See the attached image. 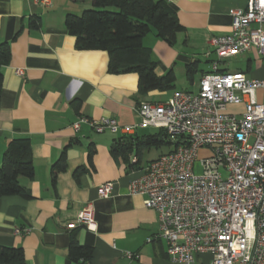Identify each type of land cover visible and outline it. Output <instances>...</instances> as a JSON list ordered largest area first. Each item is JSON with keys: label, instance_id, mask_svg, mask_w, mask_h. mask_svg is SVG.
Masks as SVG:
<instances>
[{"label": "crops", "instance_id": "1", "mask_svg": "<svg viewBox=\"0 0 264 264\" xmlns=\"http://www.w3.org/2000/svg\"><path fill=\"white\" fill-rule=\"evenodd\" d=\"M51 1V7L43 8L31 0H0V43L9 42L11 50L10 60L2 68L0 162L10 140L25 137L30 141L34 168L31 179L19 178L30 198L0 197V245L21 247L27 264H80L68 258L71 231L75 230L79 245L92 248L90 260L82 264H180L168 258L166 243L156 236V212L143 205L142 196L127 192L129 181L161 153L146 160L134 152L126 159L110 153L116 138L131 135L141 139L146 128L95 133L87 125L75 131L72 123L84 116L113 118L121 126L137 125L140 118L134 106L138 101L162 102L186 88L174 83L169 90L140 95L136 74L110 73L105 51L80 50L67 32L65 16L91 8V0ZM165 1L184 30L176 34L173 46L153 29L142 44L150 49L158 75L172 69L176 76L189 65L193 71L188 80L193 84L195 73L201 77L208 72L210 60L215 58L210 38L230 33L229 10L244 8L247 0ZM36 18L38 27H29ZM206 52H210L208 57ZM226 61L221 70L242 71L264 80V57L255 51ZM16 69H22L23 74L17 75ZM257 95L264 103L260 91ZM74 101L79 102L77 109ZM229 110L240 111L242 106H230ZM69 142L66 167L52 183L51 165ZM134 159H138L137 167H131ZM79 168L84 170L76 173ZM105 182L113 184V191L102 198L98 187ZM86 203L92 205L95 230L67 229V223L75 220ZM16 229L28 231L17 233ZM127 252L135 256L128 258Z\"/></svg>", "mask_w": 264, "mask_h": 264}, {"label": "built area", "instance_id": "2", "mask_svg": "<svg viewBox=\"0 0 264 264\" xmlns=\"http://www.w3.org/2000/svg\"><path fill=\"white\" fill-rule=\"evenodd\" d=\"M31 1L52 6L51 0ZM228 14L231 31L210 38L215 58L196 91L176 90L162 102L140 101L134 106L137 125L84 116L72 123L75 131L87 125L95 133H129L136 126L164 130L170 150L149 161L127 192L142 196L143 205L156 212V236L166 243L168 258L180 264H264V103L257 95L260 91L264 100V80L220 69L246 51L264 57V0H247ZM238 105L242 110H229ZM112 191L111 182L98 187L102 198ZM95 226L90 203L66 225L91 231Z\"/></svg>", "mask_w": 264, "mask_h": 264}, {"label": "trees", "instance_id": "3", "mask_svg": "<svg viewBox=\"0 0 264 264\" xmlns=\"http://www.w3.org/2000/svg\"><path fill=\"white\" fill-rule=\"evenodd\" d=\"M92 7L84 9L80 14H67L64 25L67 32L74 37L75 47L80 50H100L108 55L107 68L110 73L137 75V90L140 95L150 91H165L174 86L176 76L172 69L158 75L151 51L142 44V39L152 29L156 35L173 46L176 34L184 27L179 23L175 10L165 0H91ZM39 20L33 19L29 27L37 28ZM11 56L9 42L0 43V94L2 87V68L8 64ZM193 69L186 67V77L190 78ZM138 101L137 103H139ZM77 101L73 107L77 109ZM136 103V104H137ZM51 165L52 183L56 176L66 167V148ZM166 145L169 150L170 141L162 129L155 134L137 137L123 136L116 138L110 149L114 158L123 157L134 152L138 157L142 150L152 146ZM31 146L28 138H13L2 154L0 162V197L20 196L28 199L26 188L19 182L20 177L31 179L34 174L31 160ZM92 147L88 160L91 161ZM138 159L131 165L137 167ZM76 170V173L83 171ZM76 231H71L68 246V258L76 263L89 261L92 248L81 246L76 239ZM0 264H27L21 247L0 245Z\"/></svg>", "mask_w": 264, "mask_h": 264}, {"label": "rangeland", "instance_id": "4", "mask_svg": "<svg viewBox=\"0 0 264 264\" xmlns=\"http://www.w3.org/2000/svg\"><path fill=\"white\" fill-rule=\"evenodd\" d=\"M202 58H200L201 60ZM227 62V61H226ZM203 66H206L207 64H202ZM186 73V69L183 70V71H180V73H176V82H175V86H177L178 88H186V90L188 91H196L198 89V83H199V73H195V81L194 83L192 84L190 82V80H188V78L186 77L185 75ZM161 95L159 94V97L160 98ZM158 131V129H155V128H151V127H148L146 129H144L143 132H146L148 134H155L156 132ZM167 150H169L168 146L166 145H160V146H152V147H149V149L147 151H142V154H143V160H146L150 157H153V156H157L159 155L160 153L162 152H166ZM201 171L200 169V166L198 164V162L195 164V168H194V172L195 173H199Z\"/></svg>", "mask_w": 264, "mask_h": 264}]
</instances>
